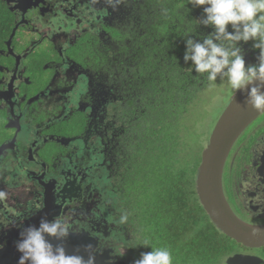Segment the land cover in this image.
<instances>
[{
    "label": "flooded vegetation",
    "instance_id": "flooded-vegetation-1",
    "mask_svg": "<svg viewBox=\"0 0 264 264\" xmlns=\"http://www.w3.org/2000/svg\"><path fill=\"white\" fill-rule=\"evenodd\" d=\"M113 13L112 0H0V191L5 193L0 198V264L18 263L21 231L39 227L42 217L62 218L71 225L73 234L66 240L73 247L75 240L86 238L101 256L96 236L79 223L81 207L96 189L97 158L89 157L87 146L93 143L95 100L101 94L94 95L71 46L82 32L104 36L103 24L110 25ZM252 44L240 45L246 66L258 63L259 50ZM221 183L232 212L247 224L264 226V113L232 144ZM110 217L114 224L112 211ZM231 241L233 252L219 264L233 255L247 257L246 264H264V246ZM191 251L180 253L188 257ZM205 256L200 255L202 264Z\"/></svg>",
    "mask_w": 264,
    "mask_h": 264
},
{
    "label": "trees",
    "instance_id": "trees-1",
    "mask_svg": "<svg viewBox=\"0 0 264 264\" xmlns=\"http://www.w3.org/2000/svg\"><path fill=\"white\" fill-rule=\"evenodd\" d=\"M112 2L110 25L102 27L105 35L82 32L71 46L94 95L101 94L95 100L93 143L87 146L89 157L97 158L93 182L103 185L118 233H129L136 243L148 239L173 257L178 250L182 257L173 264L191 263L177 245L193 240L196 257L204 252V261L219 264L234 243L209 220L195 189L209 132L189 147L212 82L190 71L191 62L183 60L187 36L201 39L213 29L196 24L203 7L189 0ZM140 252L136 248V258Z\"/></svg>",
    "mask_w": 264,
    "mask_h": 264
},
{
    "label": "clouds",
    "instance_id": "clouds-1",
    "mask_svg": "<svg viewBox=\"0 0 264 264\" xmlns=\"http://www.w3.org/2000/svg\"><path fill=\"white\" fill-rule=\"evenodd\" d=\"M194 7H203V17L194 19L197 25L213 31L201 39L189 34L185 39V64L190 71L206 74L207 80L226 81L235 92L245 95V103L256 111L264 110V0H189ZM231 25L232 31L228 30ZM198 36V35H196ZM252 41L259 50L258 63L246 66L241 42ZM5 193L0 191V198ZM71 225L62 218L42 217L39 227L29 226L21 231L16 248L21 253L19 264H95L97 252L92 244L84 246V255L66 252L64 241L73 234ZM58 243L55 245L48 239ZM2 247V245H0ZM130 248H151L140 252L132 264H173L171 251L154 247L148 239L136 244L122 245L113 250L123 258Z\"/></svg>",
    "mask_w": 264,
    "mask_h": 264
},
{
    "label": "water",
    "instance_id": "water-1",
    "mask_svg": "<svg viewBox=\"0 0 264 264\" xmlns=\"http://www.w3.org/2000/svg\"><path fill=\"white\" fill-rule=\"evenodd\" d=\"M245 95L234 92L216 120L209 136L206 147L201 152L200 164L195 178L196 196L203 211L213 225L225 236L237 243L248 247L264 246V226H254L241 221L230 209L222 191V172L229 150L240 133L257 116L264 113L256 111L245 103ZM54 245L56 240H50ZM77 246L71 248L64 245L68 254L78 253L87 258L84 246L91 244L86 238L76 241ZM20 258V256H19ZM247 257L233 255L226 264H246ZM7 264L15 263L9 259ZM95 264H107L102 256L96 255Z\"/></svg>",
    "mask_w": 264,
    "mask_h": 264
},
{
    "label": "rangeland",
    "instance_id": "rangeland-1",
    "mask_svg": "<svg viewBox=\"0 0 264 264\" xmlns=\"http://www.w3.org/2000/svg\"><path fill=\"white\" fill-rule=\"evenodd\" d=\"M234 92L235 91L227 85L226 81L221 82L219 78L216 82H212V85L205 90L204 104L200 107V111L197 112V115L200 119V121L196 122V127L198 129L195 132V136H192V139L189 141L190 149L198 145L200 140H204L208 136V132L210 134L216 120L233 96ZM201 134L203 137H201ZM197 153L198 148L193 151V156L197 155ZM95 184L96 182L94 183V186ZM103 203L106 204L105 208L103 207ZM111 207V203L107 202L106 195L103 192V185L97 183L91 201L83 204L81 207V214H79L81 222L79 223H81V227H83L86 231L96 236L98 243L101 244L98 254L101 256H110L112 260L120 262V264H132V262L136 259V248H130L127 252V255L123 258L114 256L113 254L114 249L122 245L136 244V240L133 238L127 239L128 236H131L129 233L124 234L122 231V234H116L115 231H113L118 225V221L114 219L113 224V218H109L112 211ZM106 217L108 219H106ZM186 241L188 243L187 246L182 244V250L184 253L188 250H191L190 244H193L194 242L193 240ZM63 243L64 245L70 244L71 248L76 247V245L73 247L72 241L70 240H65ZM184 243L186 242L184 241ZM142 250L145 251L147 248H142ZM196 255L197 257L191 251V254L188 257L185 255L184 256L187 262L190 263L191 261L190 264H202L200 261V255ZM181 257L182 256L178 254L177 256L173 257V261L177 262V260L181 259ZM106 259H108V262H111L109 257H103L104 261ZM105 263H107V261H105ZM204 263L206 264V261H204Z\"/></svg>",
    "mask_w": 264,
    "mask_h": 264
}]
</instances>
